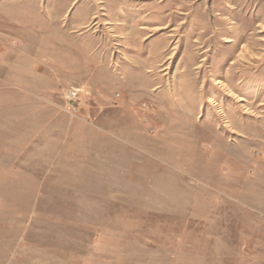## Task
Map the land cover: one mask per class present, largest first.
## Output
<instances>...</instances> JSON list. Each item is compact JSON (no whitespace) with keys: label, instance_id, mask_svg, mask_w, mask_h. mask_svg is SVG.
<instances>
[{"label":"rangeland","instance_id":"1","mask_svg":"<svg viewBox=\"0 0 264 264\" xmlns=\"http://www.w3.org/2000/svg\"><path fill=\"white\" fill-rule=\"evenodd\" d=\"M0 264H264V0H0Z\"/></svg>","mask_w":264,"mask_h":264}]
</instances>
